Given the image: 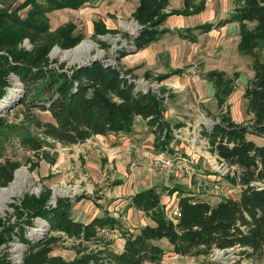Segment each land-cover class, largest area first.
Here are the masks:
<instances>
[{
	"label": "trees",
	"instance_id": "16d2710c",
	"mask_svg": "<svg viewBox=\"0 0 264 264\" xmlns=\"http://www.w3.org/2000/svg\"><path fill=\"white\" fill-rule=\"evenodd\" d=\"M91 0H24L14 10L0 9V102L12 86L11 76L22 85L21 103L29 110L36 107L48 111L52 120L33 118L29 121L38 130L17 132L20 143L36 156L31 170L39 160L54 164L58 152H51L56 143L68 146L82 143L94 134L128 133L137 116L146 120L156 136L155 147L165 149L174 138L172 128L164 120L161 107L163 93L141 89L134 80L133 68L91 60L86 64L66 67L64 63L52 65L48 54L54 44L64 49L75 47L83 34H74L75 26L68 23L50 31L48 11L59 8L79 9ZM170 0H138L132 17L140 29L133 40L135 49L141 50L159 40L165 33L180 34L192 40L193 36L178 30L163 28L170 15H194L205 9L199 4L184 0L180 10H169ZM28 15L21 18L18 9L29 6ZM238 24L237 49L252 60V76L244 90L246 112L250 116L236 122L222 114L200 134L208 148L218 158L234 166V175L226 179L240 187L237 198L226 197L215 205L205 200L183 195L178 188L168 190L180 194V215L176 220L161 203L162 193L156 186L137 191L131 196V206L143 211L152 224L138 229L120 228L116 217L105 214L82 222L72 217V200L57 197L51 201V189L44 187L40 193L25 192L18 202L10 204L12 215L0 216V264H144L160 263L165 254L158 243L166 239L172 252L189 256H208L215 250L239 249L247 258H261L264 254V143L258 144L249 135L264 137V0H236L232 13L216 22L207 21L195 26L200 32H209L227 23ZM101 25L102 24H97ZM105 29V28H104ZM191 30L187 28V31ZM112 32H114L112 30ZM191 37V38H190ZM194 39V37H193ZM27 40L32 49L23 46ZM119 57L125 52H119ZM178 71L171 72L178 73ZM149 77V74H146ZM169 77H155L159 82ZM212 83L213 97L222 106L235 88V76L219 69L204 73ZM162 90H166L164 87ZM34 91V95L29 96ZM227 111V109H226ZM8 130H16L0 116V186H7L20 166L17 160L4 156L3 141ZM46 229L41 238L28 237L26 226L34 220ZM44 220V221H42ZM118 229L123 239L118 250L117 239L107 240L99 229ZM119 238V239H120ZM16 239L26 246L20 263L10 256V242ZM74 250L73 259L54 254L56 244ZM67 247V246H66Z\"/></svg>",
	"mask_w": 264,
	"mask_h": 264
},
{
	"label": "rangeland",
	"instance_id": "374dc122",
	"mask_svg": "<svg viewBox=\"0 0 264 264\" xmlns=\"http://www.w3.org/2000/svg\"><path fill=\"white\" fill-rule=\"evenodd\" d=\"M23 1L0 0V9L12 11L20 6ZM192 1L199 4L203 0ZM235 1L204 0L205 9L198 14L189 16L182 14L170 15L162 27L170 30L180 29L182 32L193 36L194 39L193 37L192 40L189 37L183 38L176 33H167L159 41L153 42L150 46L148 45L147 49L136 52H134L135 46L130 43L131 39H125L124 34L133 37L140 29L139 23L132 17V12L138 0H91L79 9H54L46 13L49 19L50 31H55L68 23H72L75 26L73 33L83 34V39L77 45L85 41L91 42L92 45L90 47L86 46V49L68 57L64 55V52L74 47L64 49L58 44H54L48 56L52 61V65L64 63L66 67L86 64L95 58L110 64H116L117 58H120V64L133 68L134 80L141 89H153L160 94L166 91L162 90V84L169 86L170 91H166V93L168 92V99L165 102L166 105L163 106L165 109L169 106L172 109L171 112L180 118L179 122L172 126L180 135L176 139L184 144V147L198 163L199 168H202L206 174L218 172L217 170L223 168L220 164L221 161L209 150L206 139L200 134V129L202 126L209 128L213 123L218 122L222 114H227L236 122H243L250 117L246 112L247 101L243 94L253 73L251 69L252 60L249 56L241 55L238 52L239 31L237 23H227L225 26L212 29L209 32H200L198 29L192 30V28L202 22H216L219 19L227 18L234 9ZM169 6V10H180L184 7V0H172ZM29 9L30 5L18 9L17 13L21 18H25ZM123 23L132 24V29L123 27ZM97 24H102L103 27L101 25L97 26ZM187 28L191 30L187 31ZM26 45H28V49H32V45L28 41ZM120 51L126 54L119 57ZM262 52L264 53V51ZM212 69H219L230 76H235L234 91L222 106L217 105L213 97L212 83L204 78V73ZM178 70V73H171ZM147 73L149 77L146 76ZM163 74H169V77L160 83L155 81L156 76ZM11 79L13 84L8 91L15 89L18 91L19 96L12 100L7 108L0 111V116H4L7 123L15 126L16 130H8L7 138L3 141L4 156L20 163L18 168H23L29 173L28 180H30L33 188L30 189L29 184L26 183L20 194L13 195L6 201L0 202V216L12 215L14 221L13 209L10 204L18 202V199L25 192L40 193L44 187L51 189L50 202H54L57 197H65L71 199L72 203L76 205L91 201L95 206L101 205L108 208L111 205L110 203H106L107 201L98 203L97 200L101 198L100 196L103 195L104 191L109 188L116 189L119 184H122L123 180H109L108 178L109 185H106V180L102 183L99 182L97 175L101 174L102 170L96 171L95 174L94 172L89 174L87 172L89 169L83 166L85 159L79 158V163H77L78 159L76 160L73 157L76 153L74 148L64 149L65 146L59 143H56L53 148L46 147L51 152L57 150L56 162L50 164L45 160H39L38 165L33 170L30 169L33 161H37V158L32 151L27 150L20 143L19 134L21 131L37 133L38 130L29 121L30 119L40 118L47 121L52 120V118L48 111H42L36 107H31L29 110L25 104L21 103L22 85L14 76H11ZM31 95H34V91L32 94L30 92L29 96ZM162 97L165 98L164 95ZM17 132L20 133L17 135ZM248 137L258 144L264 143V137L252 135ZM134 163L137 167H141V164L137 161H134ZM130 165V163L125 164L128 171ZM116 169V165L113 168H108L111 172ZM15 180L14 172V178L11 182ZM221 187V193L223 192L228 196L235 195V185L229 183L227 179L224 180ZM68 188L67 193L59 191V189ZM160 191L163 194L166 193L165 188ZM167 193L170 192L167 191ZM128 203L127 198L122 197L118 202V209H114L112 213L116 214L117 210L122 209L127 215V221L118 220L117 225L120 228H127L130 222H133L136 224L134 229H137L140 227L141 219L131 208V205L128 208ZM106 212H109V210L106 209ZM113 217L117 216L114 215ZM38 221L39 219L36 218L33 226H26L28 237H32V233L38 228L40 230L43 228V230H39L40 234L37 239L45 235L46 229ZM161 244L164 249L168 248L167 243L163 242ZM69 246L70 242L67 241L65 245L56 244L55 248L62 250L66 256H69L72 250ZM25 248L26 246L16 239L11 241L9 246L11 258H21ZM233 250L237 258L235 263L232 264H264V254L257 259L247 258L239 252L238 248ZM215 254L206 256L207 260L214 264H224L220 259H217L218 261L211 259V257L216 256Z\"/></svg>",
	"mask_w": 264,
	"mask_h": 264
},
{
	"label": "crops",
	"instance_id": "0c3cea01",
	"mask_svg": "<svg viewBox=\"0 0 264 264\" xmlns=\"http://www.w3.org/2000/svg\"><path fill=\"white\" fill-rule=\"evenodd\" d=\"M171 2L172 0H170V3ZM195 26H197V24ZM166 34L167 33L162 35L161 38L165 37ZM147 48L148 46L141 50H145ZM127 67L131 68L130 66ZM162 81H159V83ZM161 87H164L166 91H170V89L168 88L169 86L162 84ZM166 91L164 92L165 94L163 93L165 98L162 97L161 107L163 105H166L165 102L168 99V92L166 93ZM164 106L162 108L164 120L168 123L172 130H175V128H173L172 126L178 123L180 118L177 117L178 115H175L173 114V112H171L172 109L169 108V106L166 107V109L164 108ZM176 138L177 137L174 136V138L170 140V142L166 145L165 149L161 150L156 148L155 144L157 140L154 131L150 128L149 125H147L145 119H143L141 116H137L133 124V129L128 133L121 132L107 135L94 134L82 143H76L65 146L64 149H75L76 153L73 155V157L76 160L78 159L77 163H79V158L85 159L83 166L89 169V171H87L89 174H91L90 172H94L95 174L96 171L102 170V173H99L97 175V180L99 182L102 183V181L106 180V185H109L110 182H108V178L109 180H123L122 184H119L116 189L109 188L107 191H104L103 195L100 196L101 198L97 200L98 203H103L105 201H107L106 203H110L111 205L108 208H105L101 205L95 206L94 204H92L91 201L86 204L81 202L82 204L80 205L73 204L71 209L72 217L75 220L87 222L96 216H103L105 214H109L110 216H116V214L112 212L114 209L118 208V202H120L122 197L127 198V201L129 202L128 208H130L131 196L137 191L149 188L151 186H156L160 190L162 188H165L166 193H162L161 203L166 206L167 211L170 209L171 206H176L178 204V200L180 197V194L178 193L179 191H175L171 194L167 193L168 190L175 188H178V190H182L183 195L190 196L192 199L208 201L212 205H215L218 201L223 198H237L239 196L240 187L238 185H235L234 187L235 195L231 196H228L223 192L217 193L211 191H204L197 187L195 183V175L182 176L177 174L171 176H164L158 173L152 164L142 158L140 154V149H142L143 147H153L154 149L161 150L169 154H182L191 156L189 151L184 147V144ZM206 143L208 144L207 140ZM129 146H132V148L129 149ZM191 157L193 158V156ZM134 161L140 163L141 167H137ZM129 163L131 165L129 167L130 170L128 171V167L125 166V164L128 165ZM195 163L196 166L199 168L198 163L196 161ZM114 165L117 166L116 170L112 172L111 170H108V168H113ZM204 173L206 174V172ZM208 174L212 177L215 176V174L213 173ZM80 207L82 208L80 209ZM131 208L136 212L137 215H139L141 219L139 224L140 227L149 223L152 224L151 221L144 215L143 211L137 210L134 207ZM106 209L109 210V212H106ZM134 227H136V224L130 222V225L127 228L135 230ZM163 242L165 244H168V248L164 249V252L167 254V256L166 254L163 255V258L160 263L145 262L144 264H214L213 262H209L206 256H183L180 254H176L172 252V246L168 243L166 239H162L158 243L162 245L161 243ZM117 244L119 246L118 250L121 249L123 239L118 238ZM53 253L61 255L65 259H73L75 257L74 250H71V254H69V256H66L62 250H57L55 246Z\"/></svg>",
	"mask_w": 264,
	"mask_h": 264
},
{
	"label": "built area",
	"instance_id": "2783aa9c",
	"mask_svg": "<svg viewBox=\"0 0 264 264\" xmlns=\"http://www.w3.org/2000/svg\"><path fill=\"white\" fill-rule=\"evenodd\" d=\"M131 45H133V40H130ZM27 40L23 42L24 47H28ZM172 134L175 137H179L177 130H172ZM131 149L132 146H129ZM140 154L142 158L148 161L150 164L154 166L156 171L164 176H171V175H182V176H191L195 175V183L199 189L204 191H211V192H220L221 186L224 183L227 175H234V166H230L224 160L218 158L221 161V166L223 168L221 170H217L218 172H213L215 174L214 177L210 176L209 174H205L204 170L199 169L196 166L194 158L188 155L182 154H169L161 150L154 149L153 147H143L140 149ZM225 178V179H224ZM118 209V208H117ZM180 215V207L177 204L176 206H171L169 210V216L176 220V218ZM116 218L119 221H127V215L124 213L122 209L116 211ZM44 221V220H42ZM105 239H118L120 238V232L118 229H108L106 227L100 228L99 232ZM216 253L213 258L214 260H221L224 264H232L235 263L237 255L235 254L232 248L226 250H215L212 254ZM211 254V256H212ZM12 260L16 263H20L21 258ZM217 260V261H218ZM216 262V261H215Z\"/></svg>",
	"mask_w": 264,
	"mask_h": 264
},
{
	"label": "bare ground",
	"instance_id": "6f19581e",
	"mask_svg": "<svg viewBox=\"0 0 264 264\" xmlns=\"http://www.w3.org/2000/svg\"><path fill=\"white\" fill-rule=\"evenodd\" d=\"M123 27L132 29V24H126L123 23L122 24ZM90 45H92L91 42H83L82 44H79L77 46H75L74 48L70 49V50H66L64 52L65 56L71 57L72 55L76 54L77 52H80L84 49H86V46L90 47ZM57 51V50H55ZM19 96V93L17 90H10L7 94V96L5 97V99H3L0 102V111H2L3 109L7 108V106L10 104V102L12 100H14L15 98H17ZM29 177V173L23 169V168H18L15 171V178L16 180L14 182H11L8 186L5 187H1L0 186V202H4L6 201L9 197L13 196V195H18L20 194V192L23 189L24 184L28 183L29 184V188H33L31 185L30 180H28ZM60 192H64L67 193V191H69L68 189H59ZM40 229H36V231L34 233H32V236H39L40 231L43 230V228L39 231Z\"/></svg>",
	"mask_w": 264,
	"mask_h": 264
},
{
	"label": "water",
	"instance_id": "95a60500",
	"mask_svg": "<svg viewBox=\"0 0 264 264\" xmlns=\"http://www.w3.org/2000/svg\"><path fill=\"white\" fill-rule=\"evenodd\" d=\"M136 51H137V50L135 49L134 52H136ZM94 60H99V59L95 58ZM15 171H16V170H15ZM45 231H46V230H45Z\"/></svg>",
	"mask_w": 264,
	"mask_h": 264
}]
</instances>
